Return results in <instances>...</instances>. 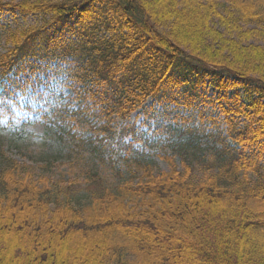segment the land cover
Segmentation results:
<instances>
[{
  "label": "trees",
  "instance_id": "16d2710c",
  "mask_svg": "<svg viewBox=\"0 0 264 264\" xmlns=\"http://www.w3.org/2000/svg\"><path fill=\"white\" fill-rule=\"evenodd\" d=\"M5 16L39 21L0 43V113L46 84L68 179L0 149V264H264V104L228 95L264 98L245 43L264 30L233 34L264 27V0H0Z\"/></svg>",
  "mask_w": 264,
  "mask_h": 264
},
{
  "label": "rangeland",
  "instance_id": "374dc122",
  "mask_svg": "<svg viewBox=\"0 0 264 264\" xmlns=\"http://www.w3.org/2000/svg\"><path fill=\"white\" fill-rule=\"evenodd\" d=\"M4 1L19 2L21 0ZM5 18L8 19L6 21L0 19L1 47H3L5 43L4 35L6 31L9 29L32 26L39 21V18L36 16H30L27 18L21 16L16 18L5 16ZM213 25L222 33H226V27L219 25L217 20L213 23ZM230 30L232 31L231 27ZM262 30H264L262 25L240 24L239 28L233 31V34L234 37L237 38L240 33ZM228 34L230 33L228 32ZM245 43L247 45L264 47V39L257 38L254 35L253 38L251 37L250 39L245 40ZM205 84L207 85L204 87V90L208 93V96H213L215 99L219 96L221 97L220 94L223 93V91L213 86L210 79H208ZM51 88L61 90L64 97V103L69 104L70 108H74L78 104L76 95L70 90V87L67 84L61 82V77L54 78L51 83ZM248 88H250V90L256 89L254 86H235L228 91V95L233 97L235 94H239V97L243 102L250 103L256 99H261V103L264 104L262 93L258 89L255 91L252 90L253 96L250 98L251 92H248ZM47 91L48 88L46 84H41L38 87L34 86L33 89H30L26 96L20 97L15 101L13 106L14 117L11 118V115L9 114L3 115L0 113V149L9 157L36 169H38L40 165L44 164L41 159L43 157L53 161L56 165H54L56 171L53 174L55 180L65 182L68 177L65 179L62 178L68 165L67 157H64V154L60 153L57 148L60 141L54 127L60 125L62 120H55L51 116V113L45 110L46 106L44 99L40 96L46 94ZM152 103L153 100L149 101L147 106L152 105ZM216 112L221 113V110L218 109ZM133 119H136L139 123L140 121H143L144 116L142 115V112H138L133 115ZM212 124L213 123L210 122L209 125ZM210 129H213L212 126L209 127V130ZM159 162L161 163L162 169L167 171V164L161 160H159ZM5 239L6 238L0 237V245L5 242ZM4 255L8 256V254H6L5 247L0 249V256L4 257Z\"/></svg>",
  "mask_w": 264,
  "mask_h": 264
}]
</instances>
